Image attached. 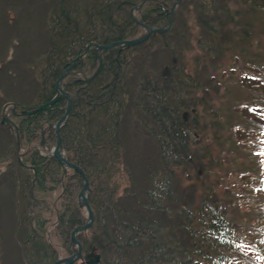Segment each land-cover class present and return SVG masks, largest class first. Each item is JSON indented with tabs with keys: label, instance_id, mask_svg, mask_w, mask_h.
I'll return each instance as SVG.
<instances>
[{
	"label": "trees",
	"instance_id": "trees-1",
	"mask_svg": "<svg viewBox=\"0 0 264 264\" xmlns=\"http://www.w3.org/2000/svg\"><path fill=\"white\" fill-rule=\"evenodd\" d=\"M177 1L0 0V264L77 251L83 176L51 152L68 100L36 110L76 59L60 134L90 182L83 253L95 246L101 264H264V0H180L168 31L92 45L167 27ZM236 174L246 189L229 192ZM57 189L66 195L53 207Z\"/></svg>",
	"mask_w": 264,
	"mask_h": 264
},
{
	"label": "water",
	"instance_id": "water-1",
	"mask_svg": "<svg viewBox=\"0 0 264 264\" xmlns=\"http://www.w3.org/2000/svg\"><path fill=\"white\" fill-rule=\"evenodd\" d=\"M179 2H180V0L177 1L173 5V7L171 8V16H170L167 28L155 29V28L147 27L148 28L147 34L145 36H142V37H139V38H135V39H131V40H125V41H119V42H115V43L109 44V45H98L96 43L92 44V45L96 46V50H106V49L111 48L112 46H117V45H125V44L126 45H135V44H138V43L146 40L153 31H158V30L166 31V30H169L171 25H172V14H173V11H174V7ZM76 60H74L72 62L71 66L66 71H64L63 74L61 75V77L59 78V80L57 82V95L50 102L42 104L36 109V110L44 109V108L48 107L50 104H54L55 102H57L60 99V97H65L68 100V102H69L65 114L59 119V121L57 122V124L55 126L56 133H57V141H56V144H55V146L53 148V152H54V156L58 159V161L62 165H64V166L66 165V166H69L71 168H74V169L78 170L82 174L84 182H83V188L80 191V204H81V206H84L87 209V213H88V216H89L87 223L85 225H83V226L76 227L75 230L72 233V242H76L78 244V248H79L78 255L74 256L72 258H66V259L59 260L55 264H62V263H64V264H68V263L72 264L75 259H77L79 256H81V244L77 240L76 235L81 230L89 228L92 225L93 221H94V213H93L92 207H91V205H90V203L88 201V194H85L86 191H88L89 188H90L89 187L90 186V182H89L88 178L86 177L83 169H81L78 165H76L75 163L69 161L66 158V156L64 154V150H63L62 137H61V134H60L61 127L67 121L68 116L71 113V108H72V105H73V99H72L71 95L62 88L61 83H62V80L64 79V77H66L67 74H69L71 72V70L73 69ZM36 110H34V111H36ZM34 111H27V113H33ZM42 138L44 139V133L42 134ZM98 260H99V256H98ZM88 264H94V261H89Z\"/></svg>",
	"mask_w": 264,
	"mask_h": 264
},
{
	"label": "rangeland",
	"instance_id": "rangeland-1",
	"mask_svg": "<svg viewBox=\"0 0 264 264\" xmlns=\"http://www.w3.org/2000/svg\"><path fill=\"white\" fill-rule=\"evenodd\" d=\"M236 137L237 138H240V135L239 134H236ZM119 167H123V165L121 164V165H118ZM228 176V175H227ZM229 177V176H228ZM226 178V183H227V186H226V188H228L229 189V192H231L230 191V186L231 187H233L236 191H239V189L241 188V187H243V188H245V183H244V179H243V175H233V176H231V177H229V178ZM69 180V179H68ZM246 189V188H245ZM59 192H60V197H58L57 195L59 194ZM54 194V193H53ZM63 194H65L64 192H62L61 190L59 191L58 189L56 190V192H55V196H49L48 197V199H49V202L53 205V207H55L56 205H60L61 204V202L62 201H64V197H63ZM85 194H87V191H86V193ZM51 195V194H50ZM66 195V194H65ZM228 199H230V197H228ZM52 222V221H51ZM54 222H52V224H53ZM239 224V222H237V223H234V228L236 229V236H241V238H242V240L244 239V237H245V232H244V230L241 228L242 226H239L238 225ZM54 229H53V226L52 227H50L49 228V232H50V237L52 236V234H51V232L53 231ZM88 233H90V232H88ZM54 236H52V238H53ZM52 240V242H53V244H54V246L59 250V253H60V257H63L64 256V254L67 252V249H65V245H64V243L59 239V238H57V239H51ZM245 242V244L246 245H248V247L250 248V249H252L253 250V248L255 247V245L252 243V242H249V241H244ZM255 251V250H254ZM228 264H235V262H229Z\"/></svg>",
	"mask_w": 264,
	"mask_h": 264
},
{
	"label": "flooded vegetation",
	"instance_id": "flooded-vegetation-1",
	"mask_svg": "<svg viewBox=\"0 0 264 264\" xmlns=\"http://www.w3.org/2000/svg\"><path fill=\"white\" fill-rule=\"evenodd\" d=\"M96 249V248H95ZM94 249V247L90 250V251H88V252H85L84 253V255L85 254H90V256L87 258V257H85V259L83 260H81V261H79V263H82V264H87L86 262L87 261H94L95 263L94 264H101L100 262L101 261H97V255H98V252H97V250H95ZM76 263V262H75Z\"/></svg>",
	"mask_w": 264,
	"mask_h": 264
}]
</instances>
